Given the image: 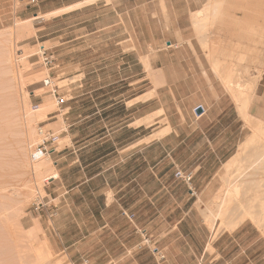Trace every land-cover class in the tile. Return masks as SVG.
<instances>
[{"label":"rangeland","instance_id":"374dc122","mask_svg":"<svg viewBox=\"0 0 264 264\" xmlns=\"http://www.w3.org/2000/svg\"><path fill=\"white\" fill-rule=\"evenodd\" d=\"M77 1L79 0H37L33 3L32 0H0V215L2 216L0 217V264H80L79 258L87 254L95 259L96 264H103L105 256L102 253L106 250H109L114 262H117L121 258V236H118L121 228L127 229L128 246H142L154 251L158 247L164 249L185 246L188 249L189 246H197L200 250L204 249L206 254L199 256L197 264H213V261L220 260L216 247L224 241V246H235L238 253H242L238 258L239 264H245L244 261L249 260L243 253L246 248L249 249L250 259L254 264H262L264 216L248 215L243 223L231 229L229 222L226 223L228 225L222 223L217 210L219 202L227 197L226 190L230 185L228 179L235 174L233 171L236 168L229 172L227 163L239 152L242 153L243 145L254 134L253 124L258 120L264 121V118L253 113L252 109L254 102L259 100L258 82L264 76V14L248 12L260 10L261 7L240 4L238 7L218 8L222 10L224 16H227L226 18L221 13L220 17L225 18L223 21L248 22L258 28L223 29L215 32L208 30L210 36L213 33V36L220 39V43L210 48L206 47L207 43H203L210 54L209 57L213 58L216 54L222 59L218 64L224 63L221 65L224 68L227 66L225 71L227 69L231 71V74H227L224 68L223 70L220 68L226 73L225 75H231L233 79L236 74L238 75L237 78L234 77L236 80L241 77V84L245 82L246 86L243 87L246 90L244 91L251 97L247 110L243 108L242 111L239 110L241 102L232 97L233 86H230L229 82L226 84L227 81L224 80L226 78L221 74V70L219 72L216 70L217 66H213L214 62L202 63L204 71H208L209 66L211 72H214L221 81L222 100L233 101L237 106L241 141L235 155L214 175L211 188L204 191L205 193L198 191V196L190 201H183L186 188L182 186L181 179L176 180L171 175H159L158 188L163 185L178 184L174 193L177 194L179 201H166L165 198L159 201L157 221L152 223L153 232L158 235L150 239L132 234L130 226L133 223L130 221L116 220L108 228L106 221L98 215H95L96 221L87 220L90 219V215L86 214L85 209L93 210V201H85L84 205L78 204L73 208L64 207L61 201H51V195L61 191L59 181L51 184L42 182V176L48 172L38 176L31 168L26 169L25 166L27 162L32 161L33 149L42 143L33 142V132L38 133L41 127L45 128V131L47 129L48 134L46 133L44 138L48 140L46 145L50 149L49 155L53 162L49 172L56 170L59 173L56 165L61 163L65 167L66 181L70 182L80 178L84 172L88 173V167L85 170L82 168L91 162L90 156L93 152L110 151L119 139L121 147L134 140L133 128L125 125L135 117L149 113L151 98L158 99L159 110L147 115L136 125L139 123L149 125L155 121V118L160 124H165L168 122V115H171L175 121L177 117L180 119L184 116L189 117L193 107L200 102L212 108L215 101L212 86L215 78L212 75L207 78L204 72L203 81L209 83L201 84L200 93L191 95L185 92L184 76L189 67L192 68V63L183 59L181 42L167 46V41L171 38L163 37L161 30L155 29L158 24L149 19L147 13L151 8L144 10L146 12L139 9L143 29L140 43L136 39L138 44L135 46L129 15L124 13L121 16L117 15L118 10L123 11L131 7L121 4L118 9L114 7L116 4L114 0H87L71 8L68 7L69 9L65 8ZM238 1L244 3L247 0ZM60 7L64 8L55 10ZM74 9L77 10L68 13ZM231 10L232 13L229 12ZM165 15L166 13L163 12L164 17ZM218 20L222 21L220 18ZM19 29L22 30L21 33H18ZM198 38L203 42V37ZM43 49L47 51L46 55L53 59V63L49 66L44 63L41 54ZM23 52L29 53L28 61L26 60L29 70L26 69L25 64L23 66V60L19 57ZM161 54L167 55L163 58ZM23 69L25 76L31 73L29 82L26 80L28 77H24L23 74V79L21 77L20 73ZM26 70L28 74L25 73ZM36 71L42 73H39V78L42 75V79L36 76L38 74L35 75ZM48 77L60 87L59 91L64 98L62 105H57L50 87L45 86L44 80ZM24 79L26 82H23ZM253 79H256L255 86L246 84ZM215 85L218 89V84ZM247 85L253 86L250 87L253 90H248L250 88H247ZM159 87L163 93L157 94L156 90ZM171 87L176 89L175 95L170 92L166 94ZM47 98H50L53 105L56 104L49 111L48 117L45 120L30 122L27 103L37 108ZM145 101L148 102L144 104ZM245 111L250 116H246ZM70 123L76 125L72 131L76 136L72 140L69 138ZM168 131V128L163 130L159 137ZM54 136H58L59 141H56ZM130 152V150L121 152V166L124 164L122 160L129 156ZM100 161L107 163L110 160ZM70 162H73L71 167ZM73 168H79V172L70 174ZM125 171L127 170L121 169L122 182L126 181V177L123 176ZM22 178L24 183L26 181L30 183L28 185L26 182V186L33 185V195L26 194L25 184L21 182ZM160 181L164 182L160 183ZM19 185L23 186L22 190ZM249 186L253 187L251 184ZM250 187L244 189L248 191L252 189ZM25 195L28 196L27 199ZM259 198L261 195L254 192L253 195L242 197L241 200L251 201L252 210L254 208L259 210L260 206H264V201ZM63 209L68 211L78 209V217L82 220L70 221L69 217L72 214L69 212L57 220L56 216ZM171 211H173L170 216L172 219L168 217L166 221L165 215ZM182 218L184 220L177 223L176 220ZM11 219H17L20 224V228L18 226L16 229L13 228L12 232L8 228L13 222ZM6 221L10 223L7 226ZM141 222L143 225L148 224L143 220ZM143 227L139 226L141 229ZM34 228H39L46 236L38 233V229L35 231L47 239L53 253L51 260L47 258L48 260L45 259L47 261L39 263L35 254L31 250L28 251L29 246L26 245L28 246L26 248L23 241L21 242L26 232ZM173 228L182 231L183 235L190 234L191 238H177V234L166 237L164 232ZM230 234L232 236H229ZM222 235L224 238L221 241L219 239ZM20 249H23L24 253H21ZM252 253H254L253 257H251Z\"/></svg>","mask_w":264,"mask_h":264},{"label":"crops","instance_id":"0c3cea01","mask_svg":"<svg viewBox=\"0 0 264 264\" xmlns=\"http://www.w3.org/2000/svg\"><path fill=\"white\" fill-rule=\"evenodd\" d=\"M85 1L87 0H79L65 6V8H70ZM114 2L116 3L114 7H118V9H120L119 6L121 4L131 7L125 8L123 11L118 10L117 15L121 16L122 13L129 15L130 28L134 31L135 41L133 44L135 46L138 44L136 39L140 43L143 29L139 9L144 11L147 8H151L147 12L150 16L149 19L158 24L155 29L161 30L163 37L171 38V40L167 41L168 45L183 41L181 44L183 59L192 63V68L189 67L188 72L184 76L183 85L186 84L185 92L191 95L200 93L201 84L205 83L203 81L204 72L207 78L212 75L215 78L212 85L215 94L214 106L211 108L208 105L207 107V104L200 102L193 107L188 115L189 117L184 116L182 119L177 117L175 121L171 115H168V122L165 124H160L159 120L155 118V121L149 125L145 123L136 125L147 115L159 110L158 99L156 97L151 98L149 100V107H151L149 113L141 114L125 125L128 128L132 127L134 130L135 138L132 142L121 147V140L119 139L116 145L114 143V147L110 151L93 152V155L90 156L91 162L82 168V170H85L88 167V173L84 172L80 175V178H75L70 182L66 181L65 167L61 163L56 165L60 175L56 181H59L61 191L54 193L53 196L51 195V201H61L64 207L69 206L71 208L76 207L78 204L84 205L85 201H93V210L85 209L86 214L90 215V219L87 220L96 221L95 215H98V217L106 221L108 228L116 220L121 222L130 221L133 223L130 226L132 234L151 239L158 235L153 232L152 223L157 221L159 201L162 198H165L166 201H179L177 194L174 193L178 184L163 185L158 188L159 175H171L176 180L181 179L184 183H182V186L186 188V196L183 201H190L193 197L198 196L200 191L202 193L211 188V181L214 175L218 173L225 162L235 155V151L241 141V133L239 134L238 126L240 118L237 106L233 101L222 100V83L218 80L217 75L211 72L209 66L207 67L208 71L203 70L202 63L214 62V60L215 62H217L216 60L222 61L216 54L213 58H210V54L207 52V48L216 47L220 43V39L213 36L212 33V36L208 38L207 48L205 49L203 42L197 36L194 20L197 19L200 11L206 8L213 10L226 6L238 7L240 4L261 7L260 10L248 12L264 14V0H247L244 3L238 0H114ZM63 8L60 7L55 10ZM76 10H71L68 13ZM163 12L166 13V17L163 16ZM220 12L222 13V11ZM229 12L232 13V10ZM248 12H245V14ZM214 23H210L208 27L213 32L223 29L251 30L258 28L255 24L240 21H216ZM179 37L182 39L181 41ZM208 51L210 50L208 49ZM166 55L161 54V57L164 58ZM208 83L206 82L205 84ZM216 83L218 84V89H216ZM258 91L259 100L254 102L252 109L253 113H257L264 118V76L258 82ZM166 92V94L175 95L176 89L171 87ZM156 93H163L160 87L156 90ZM147 102L145 101L144 104ZM154 104L156 105L155 107ZM199 105L204 109L200 115L195 112V108ZM68 126L70 129L69 138L72 140L76 136L72 133L73 127L76 125L75 123H70ZM167 128L169 131L159 137V134ZM59 139L58 137V141ZM126 150L131 152L129 156L122 160L124 164L121 166V152ZM75 154H77L76 151ZM238 155L233 157L227 164L236 160ZM99 156L100 158H98ZM101 159L110 161L107 163L105 161L101 162ZM72 164L73 162H70L69 166L71 167ZM121 169L127 170L123 172V176L126 177L125 182L121 181ZM78 172L79 168H73L70 174ZM178 172L181 173V177L176 176ZM189 176L191 179L187 180ZM67 212L72 214L69 217L70 221L78 222L82 220V218L78 217V209L75 211L73 209H69V211L63 209L56 216L57 220L65 216ZM172 212L166 213V221H168V217L172 215ZM170 219L172 218L170 217ZM141 220L148 222V224L143 225ZM183 220L184 218L176 221L180 223ZM139 226L144 227L141 229ZM164 233L166 237L177 234V238H191L190 234L183 235L182 231L174 228L166 230ZM118 236H121V258L114 262L111 253L106 250L102 253L105 256L103 264H197L199 256L206 254L204 249L200 250L197 246H189L188 249L185 246L177 248L165 247L164 249L158 247L155 248V251L142 246H128L127 229L124 228H121V233ZM229 236H232V234ZM223 238L222 235L219 240L222 241ZM224 245L225 241L216 247L220 260L213 261V264H239L238 258L242 253H238L235 246L227 247ZM243 253L249 259L244 261L245 264H254L250 259L249 249L246 248ZM160 254H164L165 258L160 259ZM253 255L254 253L251 254V257ZM84 258H88L92 264H96L95 259L89 254L82 255L79 258L80 264H82ZM262 258L264 259V254H262Z\"/></svg>","mask_w":264,"mask_h":264},{"label":"bare ground","instance_id":"6f19581e","mask_svg":"<svg viewBox=\"0 0 264 264\" xmlns=\"http://www.w3.org/2000/svg\"><path fill=\"white\" fill-rule=\"evenodd\" d=\"M220 11H222V10H220L218 8L217 9L215 8L213 10H211L209 8H206L203 11H200V13L197 15V19L194 20L195 21L194 24H195V27H196V32H198L197 33V36L198 37H203V39H204L203 40V43L204 44L208 43V38L210 36L209 33L207 32L208 30H210L208 28L209 27V24L210 23L213 24L219 18H220V20L222 19V21L225 19L224 17L226 15L224 16V13L223 12H222L223 13V15H222ZM221 15L224 16L223 17L224 19L222 17H220ZM226 18H227V16H226ZM20 30L21 29L18 30V33L20 32ZM21 32H22V30H21ZM17 35H19V34H17ZM179 40L181 41L182 39H180V37H179ZM182 42L180 43V45L182 44ZM167 46H169V45H167ZM171 46H174V45H171ZM27 54L29 56V53H24V52L21 55H19V57H21V60H23V66H24V64H25V66L28 65V63H27V61H28L27 60V58H28ZM216 61L217 62H215V60H214V64L215 65L213 64V66H215V67L217 66V69L216 70L219 72L222 68H224V67H222V65L224 63L223 64L221 63L222 64L221 65V64H218V62H219L218 60H216ZM218 67H219V69H218ZM226 68H227V66H225L224 71H225ZM26 69H28V67ZM28 70H26L27 72H25V73L28 74ZM222 70H221L222 73L221 72L220 73L223 74L224 78H226V79H224V80L227 81L226 84H228V82H229V84L231 83L230 86H233V87H236V88H238V87L240 88V89L238 88L239 90H237V89L234 90L235 88H233V87H232V89H231V87L229 88L232 91L231 92L232 93V97L234 96L236 98L235 100H238V101L241 102V105H240L241 107L239 106V108H241V109H239V110L242 111V108H243V110L244 109L247 110L246 108H247V106L249 104V98L251 99V97H250V95L248 96V94L245 92L246 91L245 90L246 86L244 85L245 82H243V84H241V81H240V78L241 77L239 78V80H236L235 78H237V76H238L236 74H235L236 76L234 75L235 78L233 77V79H232L231 75L230 76L225 75L226 73L227 74L228 73L231 74V71L230 72L227 71L229 69H227L225 71L226 73H224V71H222ZM24 71H25V69H23L22 73H20L22 79H23L22 74L24 73ZM41 72H39V73H41ZM29 73H30V71H29ZM39 73L38 72L35 73V75L38 74V75H36V76H38V78H39ZM30 74H28V76H25L23 74L24 77H28L27 79L25 78L26 80L29 79ZM41 76H40L39 79H42L43 78V77L41 78ZM32 77L33 76H31V78ZM26 80L23 81V82H26ZM31 80L32 79H30V81ZM255 80L253 79V80H251L250 82H248L246 84H248V85L251 84V85L255 86V83H254ZM28 82H29V80H28ZM22 85H24V84H22ZM248 85H247V88H250V87L253 88V86H249L248 87ZM244 86H245V88H243ZM228 87H229V85H228ZM252 88H250L248 90H251ZM26 100L28 101V99H26ZM54 104H55V102H54ZM55 105H53V102L50 100V98L44 99V101L41 102L37 106V108H34L29 103H27V110H28L27 113L30 116V119H29L30 122H33L34 120H37V121L45 120L48 117L49 111ZM246 113L247 112L245 111V114ZM247 115H249V114H246V116ZM249 116H248V118H249ZM252 118L255 119L254 117H252ZM251 124H253V123H251ZM253 125H254V128H253L254 129V134H253V136L251 138H249L248 142H246L245 145H243L244 150H242V153L239 152V155H238V157H237L236 160H234L231 164H227V169H228L229 172L232 171L233 168H236L233 171V173L235 172V174L233 175V177H231L230 179H228L229 184L230 185H233V186H230V185L228 186V189L226 190L227 191L226 192L227 193V195H226L227 197H226V199H224V200H222V201L219 202L220 205H219V208L217 209L219 211V213H220L221 218L220 217L219 218L222 219V223L225 222L224 223L225 225H228L229 224L230 227H231V229H235V227H237L241 223H243L248 218V215H251V214L252 215L253 214L254 215L262 214V216H264V206H260V209L259 210H255L256 208H254V210H252V207L250 205L251 201H249V200H241L242 197H247V196L253 195L254 192H256V194H260L261 195V198H259V199H261V200L264 201V121L258 120ZM44 129H43V127H41V128H39V132L38 133L33 132V137H32V140H34L33 142L40 143V142H43L45 140L44 137L46 136L47 129H46V131ZM54 138H56L57 139L56 141H58V136H54ZM31 160L32 161H30L29 163L28 162H27V164L25 163L26 164L25 165L26 166V169L31 168V170L34 173H36L38 176H42L44 173L48 172V174H45V175L42 176V182H44L49 177L52 178V177H59L60 176L58 174V172H56V170L55 171H52V172H49L51 170V167L53 166V162H52V159H51V157H50L49 154H46V155H44V156H42L40 158H33L32 157ZM21 182H23V178H22V181ZM27 183H28V185L30 184L29 182H27ZM19 184H20V182H19ZM245 184L248 185V186L250 184L253 185V187H250L249 186L252 189H250L248 191L245 190L244 187L249 188ZM28 185L26 186V184H25V186H24V189H26V194H30V193L32 194V192L34 193V188L32 187L33 185H31V186H28ZM234 186H236V188H233ZM21 187H23V186H21ZM21 187L19 185V188H21ZM19 188H18V190H19ZM21 190H22V188H21ZM245 191H247V192H245ZM27 197L28 196L25 195V199H27ZM257 197H259V196H257ZM2 214L4 215L5 213H2ZM0 217H2V216L0 215ZM7 220H9V219H7ZM11 220H13V219H11ZM9 221L8 222L6 221L7 224L6 223H4V224H6V226H7L8 223H9ZM226 223H228V224H226ZM17 226L20 228L19 221L16 219V220H13V222H11L10 227L8 226V228H10L11 229L10 231L12 232L13 231L12 230L13 228L14 229L18 228ZM37 229H38L37 232L38 233H41V231L39 230V228L30 229V230H28L26 232L25 236L23 237L24 239L21 240V242L23 241L22 243L24 244V246L26 248H28V246H29V250L28 251L31 250V252H33V254H35V257L37 258V261H39V263H40V262L44 261L47 258L50 259V257L53 256V253L51 251L52 249L50 248L49 243L47 242V239L43 238L44 233L42 232L43 235H41L42 233L40 235L37 234V232H35ZM44 237H46V236L44 235ZM26 245H28V246H26ZM26 248H25V251L24 252L27 251ZM20 252L21 253H24L23 252V249H20ZM47 260H45V261H47Z\"/></svg>","mask_w":264,"mask_h":264},{"label":"built area","instance_id":"2783aa9c","mask_svg":"<svg viewBox=\"0 0 264 264\" xmlns=\"http://www.w3.org/2000/svg\"><path fill=\"white\" fill-rule=\"evenodd\" d=\"M33 3H35V0H32ZM47 51L45 49H43L42 51V56L44 58V63L46 66H49L53 63V59L51 56H47L46 55ZM44 84L47 87H50L51 93L54 95L55 99H56V103L57 105H62L64 103V98L62 97L59 89L60 87L58 85H56L53 81L52 78L48 77L46 78V80H44ZM48 142V140H44L42 143L38 144L34 149H33V153L31 154L33 158H40L46 154H49L50 149L48 148V146L46 145V143ZM177 175L179 177H181V173L178 172ZM59 177H49L45 180V182H47V184H51L53 181H56ZM191 177H187V180H190ZM165 255L164 254H160V259H164ZM82 264H92V262L90 261V259L88 258H84L82 260Z\"/></svg>","mask_w":264,"mask_h":264},{"label":"water","instance_id":"95a60500","mask_svg":"<svg viewBox=\"0 0 264 264\" xmlns=\"http://www.w3.org/2000/svg\"><path fill=\"white\" fill-rule=\"evenodd\" d=\"M203 111H204V109H203V107H202L201 105H199V106H197V107L195 108V112H196V114H198V115L202 114Z\"/></svg>","mask_w":264,"mask_h":264}]
</instances>
